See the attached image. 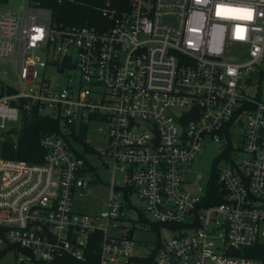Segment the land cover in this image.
I'll use <instances>...</instances> for the list:
<instances>
[{"label":"built area","instance_id":"1","mask_svg":"<svg viewBox=\"0 0 264 264\" xmlns=\"http://www.w3.org/2000/svg\"><path fill=\"white\" fill-rule=\"evenodd\" d=\"M78 2L0 0V134L22 112L97 126L104 208L72 210L94 180L75 145L41 135L39 163L0 158L2 240L53 264L85 261L96 239L98 264H134L135 196L152 223L178 231L153 264H261L234 253L264 243V0H100L95 19L57 20ZM236 126L240 157L217 169L220 202L203 207L209 177L180 171Z\"/></svg>","mask_w":264,"mask_h":264},{"label":"rangeland","instance_id":"2","mask_svg":"<svg viewBox=\"0 0 264 264\" xmlns=\"http://www.w3.org/2000/svg\"><path fill=\"white\" fill-rule=\"evenodd\" d=\"M264 55V51H263ZM264 64V57L262 66ZM0 69L5 72H9L7 66H0ZM0 70V71H1ZM1 72V73H2ZM72 76L76 75L74 71L71 72ZM46 75L49 78L53 77V71L51 69L46 70ZM3 75L1 74L0 77ZM7 83H10V75L5 74ZM3 77V79H5ZM258 90L260 97L264 98V76H262L258 83ZM253 91L250 95H254ZM43 113H46L45 111ZM97 127V126H96ZM96 127L90 124L86 132L84 142L89 147L90 151L84 152L81 148H78L82 158L94 169V173L91 175L94 183L88 187V194L85 196L73 197L72 210L75 212H94L102 210L105 203L106 187L110 182L111 172L103 167L101 152L104 149V139L97 132ZM98 128V127H97ZM238 126L233 129L230 146L231 148L225 153L226 142L214 143L210 140H205L201 144V150L194 158V161L187 169V172L180 171V177L182 180L193 181L196 174H201L203 178H208L212 164H215V168L219 169L224 166L226 162H233L240 157L239 146V130ZM18 125L8 124L5 131L0 134V140L12 142L16 137ZM62 131V130H61ZM64 131V130H63ZM4 133V134H3ZM67 134V132H65ZM13 135V138H12ZM118 175L116 174V180ZM201 183V182H200ZM131 205L142 214L146 222L138 220L136 212H131V216L128 215V220L131 221L132 237L134 242L133 255L135 258L149 257L155 250L157 244H162L172 237L176 236L178 231L169 230L164 227L154 228L150 218L143 212V203L135 196H130ZM6 243L0 237V251L5 250L4 254L0 256V264H39L35 260H28L23 254L15 252L14 250H7Z\"/></svg>","mask_w":264,"mask_h":264},{"label":"trees","instance_id":"3","mask_svg":"<svg viewBox=\"0 0 264 264\" xmlns=\"http://www.w3.org/2000/svg\"><path fill=\"white\" fill-rule=\"evenodd\" d=\"M76 4H64L56 8V17L59 21H65L66 23L78 22L81 20H91L95 19L97 13L92 9L99 5L100 0H78ZM124 3L126 0H116ZM48 8L53 14V4H48ZM20 129L16 135L15 144L9 143L7 141H0V158L17 160L27 164H37L41 161L42 150L39 147L38 139L41 135H50L62 138L68 148L74 151L71 143L82 151H90L89 147L85 144L84 138L87 132L86 124H79L78 129L75 130L73 126L62 125L59 118L53 117L51 115H39L36 113H24L20 115ZM62 130V131H61ZM64 130V131H63ZM67 132V134L65 133ZM226 140L225 153L231 148L230 141ZM82 158V156L79 154ZM85 171L90 175L94 173V169L84 160ZM123 192L124 200H128V195L125 190ZM206 200L202 204L203 207L218 204L220 202V191L217 184V169L213 163L210 169L208 178V187L205 194ZM131 208V207H130ZM132 212H136L138 220L146 222L142 214L136 209L132 208ZM154 228L164 227L171 229L173 227L168 225H161L152 223ZM7 250H14L18 253H23L13 246L6 244ZM159 247L157 244L154 252L147 258H134L131 260L134 264H153L154 254L156 249ZM96 239L88 242L87 247L84 251L85 261L78 262L68 258L56 261L53 264H98L97 254H96ZM5 250L0 251V256L3 255ZM235 256H243L245 258L254 259L264 264V243L259 245H254L252 247L244 248L239 252L234 253Z\"/></svg>","mask_w":264,"mask_h":264},{"label":"water","instance_id":"4","mask_svg":"<svg viewBox=\"0 0 264 264\" xmlns=\"http://www.w3.org/2000/svg\"><path fill=\"white\" fill-rule=\"evenodd\" d=\"M59 72H60V70H59Z\"/></svg>","mask_w":264,"mask_h":264}]
</instances>
